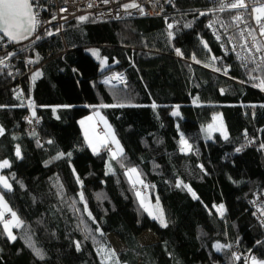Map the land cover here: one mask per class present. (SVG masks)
Here are the masks:
<instances>
[{
	"label": "trees",
	"instance_id": "obj_1",
	"mask_svg": "<svg viewBox=\"0 0 264 264\" xmlns=\"http://www.w3.org/2000/svg\"><path fill=\"white\" fill-rule=\"evenodd\" d=\"M214 10L205 0H175L160 17L68 27L63 37L22 45L12 59L22 78L18 94L0 68V164L8 161L2 175L12 187L0 192L22 222L14 241L0 222V264H103L110 235L124 247L116 264H248L252 256L264 263V90L254 86L264 79V61L258 66L243 46L244 58L224 54L208 21L235 29L241 11L262 47L264 36L249 10ZM85 46L117 62L112 70L127 84L105 83L101 63L91 76L74 71ZM23 98L36 104L30 113ZM96 111L122 156L113 159L112 143L98 154L88 146L79 122ZM219 115L227 139L207 127ZM131 168L142 184L129 179ZM140 195L161 199L167 227L150 217ZM145 233L157 241L142 244Z\"/></svg>",
	"mask_w": 264,
	"mask_h": 264
},
{
	"label": "built area",
	"instance_id": "obj_2",
	"mask_svg": "<svg viewBox=\"0 0 264 264\" xmlns=\"http://www.w3.org/2000/svg\"><path fill=\"white\" fill-rule=\"evenodd\" d=\"M174 1L175 0H36L35 7L39 13L38 19L40 20V24L38 25L33 38L28 43L50 37L52 35H60V37H63L68 27L160 17L168 12L170 5ZM205 1L213 4L215 6L214 11L216 12L227 11L230 8L227 7V5L234 2V0ZM245 2L248 5L247 9L239 10H249L251 12L253 22L255 20V14L252 12V9L254 7L264 5V0H245ZM132 3L139 5V8H128L126 10L124 6ZM222 4L225 5L223 10H221ZM141 8L143 9V12L139 10ZM238 15L241 16V11ZM82 17H87V19L82 20ZM235 22L237 25L235 29L227 28L223 31L219 28V26L224 25L223 20L215 21L213 19H209L208 26L211 25L209 28L211 29L213 35L222 44L224 54L228 55L233 51L240 58H244L245 54L242 46L245 42H247L249 48H251V54L254 60H256L258 66H261V53L255 51L253 41L248 36L245 26L241 23V20L237 21L235 19ZM172 25L173 27L171 30L179 27V24L177 23ZM256 31L259 38H263V36L260 35V29L258 26L256 27ZM237 32L240 33L242 42H239L238 37L235 34ZM49 33H51V35H49ZM241 33H243V35H241ZM37 37H39V39H37ZM20 47V45L11 44L4 38H0V59L4 60V64H0V68L4 69L12 78L15 84L14 91L16 94L20 93L22 78L20 77L19 70L16 68L12 59L14 55L18 53V49H20ZM117 76L122 77V80L114 79V77ZM105 81H107V83L111 86L119 87L127 84V77L122 72L112 71L105 74L104 82ZM23 103L29 113L36 108V104L33 101L23 98ZM27 121L31 123L30 128L35 129L36 122L31 114H28ZM106 150L109 151L110 147H107ZM141 191L144 194L146 193L144 187L141 188ZM259 203H261L259 199L257 202L255 201L256 205ZM258 218L264 225V212L259 213ZM236 255L240 257L239 253ZM250 256L251 254L245 255L244 258H249ZM253 257L257 259L256 256Z\"/></svg>",
	"mask_w": 264,
	"mask_h": 264
},
{
	"label": "snow or ice",
	"instance_id": "obj_3",
	"mask_svg": "<svg viewBox=\"0 0 264 264\" xmlns=\"http://www.w3.org/2000/svg\"><path fill=\"white\" fill-rule=\"evenodd\" d=\"M36 0H0V34H2L3 36H6L8 38L9 41L12 42H20L22 40H26L29 38V36L33 33H35L38 25L40 24V20L38 19V11L36 10ZM91 6V5H90ZM125 9L127 10L128 8H139V5L132 3V4H128L124 6ZM225 7V5H221V10H223ZM227 7H230L231 9H247L248 5L245 2V0H234V2L230 3L229 5H227ZM141 12H143V9H139ZM252 12L255 14L254 19L256 24L258 25L259 29H260V35L264 36V5H261L259 7H254L252 9ZM204 13H201V15H203ZM82 20H86L87 17H82ZM235 19L237 21H240L243 19L242 16H236ZM169 29H171L173 27L172 24L168 25ZM209 27H211V25H209ZM49 35H51V33H49ZM172 33L169 32V36H171ZM241 35H243V33H241ZM249 36L252 37V41H253V46L255 47V51L256 52H264V47H262L260 41L257 40V37L255 35V30L251 31L248 33ZM2 38V37H0ZM37 39H39V37H37ZM205 47H207V44H205ZM243 47L248 48L249 52L251 53V48H249L247 42H245V44L243 45ZM94 55L98 56V53H93ZM177 54L180 55L181 53L179 52V50H177ZM213 59H215V57H213ZM247 59V58H246ZM262 61H264V56H261L260 58ZM32 61H29V63H31ZM103 63V61H102ZM197 63H199V61H197ZM0 64H4V60L0 59ZM207 66V65H206ZM217 70L218 69H214ZM226 74V73H225ZM40 73L37 72L35 74V76H33V80L36 79L37 76H39ZM114 79H120L122 80V77H114ZM252 79H257L256 77H252ZM107 83V81H105ZM256 87H259L261 90H264V79H260L259 83L257 85H254ZM103 107H109V105H102ZM113 107L117 106V105H112ZM120 107H123L124 105H118ZM153 108L156 107L155 104L152 105ZM173 115H179V112H173ZM33 116H35V111H33ZM92 118L89 117V120H91ZM102 119V118H101ZM84 121H81V124L84 125ZM105 124L107 123L106 121L104 122ZM109 127V132L108 135L106 137L100 138L97 137L95 138V142L93 140V138H89L88 134H87V130H86V139L89 140V145L90 147L93 148L94 152H98L99 146L100 145H104L109 143V141L113 144H115L116 146V151L112 152V157L113 159L117 158L118 156H122L123 155V149L120 147L119 145V141L116 140L114 134L111 133V129L110 126ZM209 128L211 129L212 126L210 125ZM217 130H221L222 134L224 135V138L227 139L228 135H227V131L226 129H224L223 126V122L221 120L220 126ZM4 134V129L2 127H0V135ZM181 151H191V145L188 143L187 140L183 139V137H181ZM237 151H240V149H237ZM16 155L20 156V150L17 147L16 149ZM62 155V154H61ZM70 155V153H69ZM9 163L7 160L3 161L2 164H0V168L3 167H8ZM123 166V165H121ZM128 174H129V179L131 180L133 176H135L136 182L138 183H143L142 180H140L139 177V173L137 172V169L135 168H131L128 170ZM0 184H2L5 188H8L9 190L11 189V185L8 183L7 179L3 176H0ZM179 186V185H177ZM185 187H187V185H185ZM188 191L191 192V188H188ZM137 195H139V193H137ZM193 197H195V193H192ZM81 199H83V194H81ZM143 203V201H142ZM0 209H3V211H0V222H3V226H4V230L7 232L8 237L11 240H15L16 237L13 234L12 229L13 228H19L22 226V222L20 221V219L16 216L15 212H11V209L8 208L6 202L4 201L3 197L0 196ZM147 210V208H146ZM223 205H220L218 211H220L221 215L223 214ZM5 212H10L11 213V219L10 220H6L5 219ZM156 212L158 213L157 215H153V213L150 211L149 214L153 215L154 219H158L161 223L162 226L167 227V223L166 220L164 218V213L162 211V209H159L157 207ZM89 215H91V213H89ZM217 249L219 250L221 247H223L222 245L217 244L216 245ZM77 248L79 249V243H77ZM36 251V255L38 257H40L41 259H43V254L42 252H40L39 250H35ZM101 253L104 252V249L100 250ZM113 257H115V252H109L105 255L104 258V262L103 264H107V261H110ZM236 259H239V257H236ZM253 264H256V261L253 260Z\"/></svg>",
	"mask_w": 264,
	"mask_h": 264
},
{
	"label": "rangeland",
	"instance_id": "obj_4",
	"mask_svg": "<svg viewBox=\"0 0 264 264\" xmlns=\"http://www.w3.org/2000/svg\"><path fill=\"white\" fill-rule=\"evenodd\" d=\"M79 51H80V60H79L78 64L75 66L76 68H73V70H74V71L77 70V71L79 72V74H81V75L91 76L92 73H93V65L96 64V63H101V64H102V61H104V57H103V54H104V53H103V50H102L100 47H98V46H85V47H80ZM93 53H98V56H97V55H94ZM82 56L84 57V59L81 58ZM104 67H107L106 61L104 62ZM109 67H110V69L113 68V67L110 66V65H109ZM75 69H76V70H75ZM176 111H178V110H175L174 112H176ZM178 112H179V111H178ZM95 113H99V114H98L99 116H102V115H103L100 111H96V112H93L92 114H90L89 116L83 118L82 120H84V119H86V118H89V117L93 118L92 115H94ZM103 117H104V116H103ZM105 120H106L107 123L109 124V122H108V120L106 119V117H105ZM221 120H222V122H223V126H224V121H223L222 115L214 116V117H213V123L210 124V125L212 126V128H211V129L209 128V131H210L211 134H214V133L218 132V133L224 138V135L222 134V131H221V130H217V129L219 128V126H220ZM80 121H81V120H80ZM210 125H208L207 127H209ZM109 126H110V125H109ZM106 127H107V131L109 132V127H108V125H106ZM110 129H111V128H110ZM224 129H226L225 126H224ZM97 131H98V130H97ZM226 131H227V129H226ZM111 133H112V129H111ZM112 134H113V133H112ZM227 135H228V132H227ZM0 136H1V135H0ZM88 136H91V135H88ZM114 136H115V135H114ZM97 137L103 138V137H105V136H103V135L100 134L99 132L96 133V132L94 131V136H93V140H94V142H95V138H97ZM181 137H183V134H182V133H181ZM85 138H86V136H85ZM115 138H116V136H115ZM183 139H185V138L183 137ZM85 140H86L88 146L90 147V145H89V140H88V139H85ZM116 140H118V139L116 138ZM185 140H186V139H185ZM119 145H120V147L122 148L120 142H119ZM112 146H113V148H114V151H116V146H115V144L112 143ZM102 147H103V145H100V146H99L98 152H94L92 147H91V150H92L93 153L98 154V153L102 152ZM122 149H123V148H122ZM183 152H184V153H188L189 151H188V152L183 151ZM111 154H112V153H111ZM1 164H2V163H1ZM4 168H6V167L0 168V176H3V175H2V170H3ZM3 177H5V176H3ZM5 178H6V177H5ZM6 179H7V178H6ZM7 181H8V180H7ZM132 182L135 183V184H139L138 182H136L135 176L132 177ZM8 183H9V181H8ZM9 184H10V183H9ZM0 185H1L2 188H3L4 190H6V191H10V190H11V189L9 190L8 188H5L2 184H0ZM10 185H11V184H10ZM11 188H12V187H11ZM0 196L3 197V199H4V201L6 202L8 208L11 209L9 203L7 202V200L5 199L4 195H3L1 192H0ZM139 198H140L141 201H143V204L145 205V208H147V212H148V213L151 211V212L153 213V215H157V214H158V213L156 212L157 207H158L159 209H162V211H163V213H164V209H163V207H162L161 199H159L157 202H152V200H151V198H150L149 196H148V197H142V196L140 195ZM223 208H224V206H223ZM0 211H3V209H0ZM11 212H13L12 209H11ZM224 213H225V208H224V210H223V214L221 215V213H220V215L223 216ZM149 215H150V214H149ZM153 215H150V217L153 218ZM16 216H17V214H16ZM17 217H18V216H17ZM18 218H19V217H18ZM164 218H165V216H164ZM5 219H6V220H10V219H11V213H10V212H5ZM153 219H154V218H153ZM156 220H158V219H156ZM20 221H21V220H20ZM158 221H159V220H158ZM159 222H160V221H159ZM1 223H2V226H3V222H1ZM160 224H161V223H160ZM3 229H4V226H3ZM14 229H16V228H13L12 231H13V234L15 235V233H14ZM4 231H5V230H4ZM5 233L7 234L6 231H5ZM7 236H8V234H7ZM8 238H9V237H8ZM108 238H109V242H110V244H111V248L104 249V252H103V255H102V256H104V258H105V255H106L107 253H109V252H113V251H114L115 253H117V252H119V251H121V250L124 249L123 244H122V243L118 240V238H116L114 235H110ZM9 239H10V238H9ZM10 240H11V239H10ZM152 240L157 241V238H156L152 233H145V234L141 237V239H140V241H141L142 244H146L147 242H151ZM11 241H14V240H11ZM113 259H114V257H113L110 261H107V264H116V262H114ZM253 260L256 261V264H261L260 261H259L258 259H255L253 256H252L251 259H250V263H249V261H248V264H253ZM103 262H104V259H103ZM263 264H264V263H263Z\"/></svg>",
	"mask_w": 264,
	"mask_h": 264
},
{
	"label": "crops",
	"instance_id": "obj_5",
	"mask_svg": "<svg viewBox=\"0 0 264 264\" xmlns=\"http://www.w3.org/2000/svg\"><path fill=\"white\" fill-rule=\"evenodd\" d=\"M79 55H80V53H79ZM82 59H84V57L82 56L81 57ZM80 60V59H79ZM106 61V64H107V67H104V62ZM117 64V62L114 64V65H110V66H112L113 68L115 67V65ZM95 65V64H94ZM94 65H93V70H94ZM108 70H111L110 69V67H109V64H108V59L107 58H104V61H103V63H102V69H101V72H104V71H108ZM77 71V70H76ZM78 72V71H77ZM79 73V72H78ZM99 113H95L94 115H92L93 116V118L91 119V120H89V118H86V119H84V120H81V121H84L85 123H84V125H82L81 124V121L79 122V124H80V127H81V130H82V132H83V135H84V137L86 136L85 135V133H86V130H87V134L88 135H91V136H88L89 138H93V136H94V131L96 132V133H98L99 131H101V132H103V134L102 133H100V134H102L103 136H107L108 135V131H107V127H106V125H108L109 126V124L108 123H104L106 120H105V118L103 117V115L102 116H99L98 115ZM102 118V119H101ZM107 122V121H106ZM111 128V127H110ZM98 130V131H97ZM112 133H113V131H112ZM86 139V138H85ZM111 142L109 141V143L108 144H110ZM107 144H104L103 145V147H102V150H103V148L106 146ZM261 264H263V263H261Z\"/></svg>",
	"mask_w": 264,
	"mask_h": 264
},
{
	"label": "water",
	"instance_id": "obj_6",
	"mask_svg": "<svg viewBox=\"0 0 264 264\" xmlns=\"http://www.w3.org/2000/svg\"><path fill=\"white\" fill-rule=\"evenodd\" d=\"M33 35H34V33L31 34V35L29 36L28 39H26V40H22V41H20V42H18V43H16V42H12V41H9L8 38H7L6 36H3L2 34H0V37H3L4 39H6L7 41H9L10 43H12V44H14V45H18V44H24V43L29 42V41L33 38Z\"/></svg>",
	"mask_w": 264,
	"mask_h": 264
},
{
	"label": "clouds",
	"instance_id": "obj_7",
	"mask_svg": "<svg viewBox=\"0 0 264 264\" xmlns=\"http://www.w3.org/2000/svg\"><path fill=\"white\" fill-rule=\"evenodd\" d=\"M114 22H117V21H114ZM121 22V21H120ZM87 25H91V24H87ZM83 26H85V25H83ZM3 38V37H2ZM6 40V39H5ZM9 42V41H8ZM12 44V43H11ZM25 44H28V42L27 43H24V44H18V45H20V46H22V45H25ZM76 70V69H75ZM112 71H114V70H108L107 72L106 71H104L106 74L107 73H109V72H112ZM119 72V71H118ZM108 84V83H107ZM115 87V86H114ZM17 96H19V95H17ZM91 109V108H90ZM258 259V258H257ZM259 260V259H258Z\"/></svg>",
	"mask_w": 264,
	"mask_h": 264
},
{
	"label": "bare ground",
	"instance_id": "obj_8",
	"mask_svg": "<svg viewBox=\"0 0 264 264\" xmlns=\"http://www.w3.org/2000/svg\"><path fill=\"white\" fill-rule=\"evenodd\" d=\"M69 48V47H68Z\"/></svg>",
	"mask_w": 264,
	"mask_h": 264
}]
</instances>
